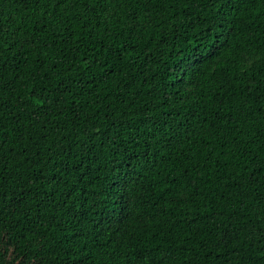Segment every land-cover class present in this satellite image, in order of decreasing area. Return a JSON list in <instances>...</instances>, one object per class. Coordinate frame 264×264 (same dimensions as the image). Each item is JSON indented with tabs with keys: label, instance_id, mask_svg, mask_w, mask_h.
Instances as JSON below:
<instances>
[{
	"label": "trees",
	"instance_id": "16d2710c",
	"mask_svg": "<svg viewBox=\"0 0 264 264\" xmlns=\"http://www.w3.org/2000/svg\"><path fill=\"white\" fill-rule=\"evenodd\" d=\"M41 11H34L33 5L25 7L14 0H0V13L4 19L11 17L21 26V39L29 38L35 32L41 40L47 37L56 42V51L45 59L44 67L39 69V78L44 79L45 74L51 77L54 90L62 77H69L70 73L65 69L71 63V75L81 81L73 89L75 95L71 99L66 97L53 110L55 112L61 107L69 109L63 115H52L53 123L59 122L65 133L73 128V124L68 122L74 120L71 110L73 101L77 103L78 123L82 124L88 117H91L89 127L92 123L106 126V121L118 117L126 122L115 146L106 144L103 149H94L88 154L74 149V170L65 179L70 176L71 183L87 173L84 184H88L90 179H95L93 186L106 183L113 175L111 162L115 157L121 170L136 174L133 177L134 185L130 186L136 188L132 193L135 211L125 226L130 242L150 251L151 254L146 257L149 264L159 260L165 250L171 254L172 264H200L203 253L212 247L216 237L212 235V221L201 218L206 210L197 206L207 204L205 196L217 184L224 182L217 180L219 172L218 165L214 163L215 153L205 163L209 142L215 146V134H218V130L223 131L224 121L217 128H211V125L218 116L227 114V119L233 122L247 115L249 127L264 126V0H241L235 10L225 9L227 15L224 20L227 23L220 21L224 26L212 28L211 32L207 31L214 23L210 18L211 10L206 12L193 7L189 22L184 26L173 28L170 23H164L159 28L149 26L139 35H133L127 43L132 45L134 51L130 48L122 59L112 54L110 49L125 43L128 33L116 38L118 29H114L112 19L107 24L103 21L107 13H101L100 21L93 22L96 27L81 28L80 25L87 18L83 16L86 9L71 6L60 14H54L61 21L59 24L54 23L40 30V24L36 21ZM77 13L81 18H77ZM161 19L166 17L161 15ZM64 23L71 24L76 36L80 37L78 43L81 45L78 52H69L66 60L61 59L58 51ZM26 47L33 48L31 44ZM43 51L47 53L49 50ZM86 53L87 63L81 59ZM36 55L37 52L32 50L31 55L26 57L30 62L27 66H21L20 80L4 90L5 99L11 97L15 101L17 93L29 98L28 89L37 83V78L29 73V69L36 68L31 63ZM129 56L135 58L134 61L128 59ZM53 59L55 69L50 68ZM190 64L192 67L188 77H183L180 69ZM193 74L197 86L189 89L191 94L181 92L178 96L173 95L177 90L174 87L178 84L177 77L187 80ZM14 76L15 73L9 72L4 79L12 80ZM17 111L21 115V124L27 126L28 113L22 105L18 106ZM164 121L168 122L167 125ZM179 125L184 126L187 135L170 152L160 141L166 140L164 132ZM35 127L39 128L40 125ZM47 127L52 128V124H47ZM5 134L10 139L5 150L14 149L9 152L11 169L24 158L16 155L19 142L11 143L15 133L6 131ZM56 135L57 132L53 131L49 140ZM47 147V143L41 145V160L35 168L44 165L47 158L44 149ZM250 148L255 151L258 144L253 143ZM227 155L225 149L224 156L220 158L222 162ZM193 164L204 166L194 169ZM25 168L28 174L34 171L24 165L18 172L24 173ZM194 176L199 177L195 183L192 182ZM205 180L211 181V184L204 183ZM197 185L201 194L193 196L191 203L178 204L171 199L174 195L178 197L184 188L191 192ZM45 187L51 188L50 185ZM220 192H226V189L212 193L209 199L219 200ZM254 210V207L249 209V215ZM53 232H56L55 228ZM56 235L61 233L56 232ZM125 242H129L127 237ZM23 243L21 240V246ZM157 248L159 252L155 251ZM111 259L115 261L116 257Z\"/></svg>",
	"mask_w": 264,
	"mask_h": 264
},
{
	"label": "snow or ice",
	"instance_id": "6c2138e0",
	"mask_svg": "<svg viewBox=\"0 0 264 264\" xmlns=\"http://www.w3.org/2000/svg\"><path fill=\"white\" fill-rule=\"evenodd\" d=\"M14 2L24 4L25 7L33 5L34 11L42 10L40 18L36 21L40 24V30L47 29L54 23L59 24L61 21L54 14H60L71 6L86 9L83 16L87 18L80 25L81 28L96 27L93 22H99L100 14L107 13L103 21L107 24L109 19H112L114 29H118L116 38L123 37L125 32L128 33L125 43L110 49L112 54L122 59L123 54L128 53L130 48L134 51L127 41L131 40L133 35L144 32L149 26L153 29L161 27L164 23H170L173 28L184 26L189 22L190 9L198 7L206 12L211 10L210 18L214 23L207 29L211 32L212 28H220L227 23L224 20L227 15L225 9L235 10L241 0ZM161 15L166 19H161ZM76 16L81 18L80 13ZM20 28L13 18L4 19L0 13V264H149L146 257L151 254L150 251L130 242L131 238L128 237L125 227L135 211L132 193L136 188L130 186L134 185L133 177L136 174L121 170L114 157L111 162L113 175L106 183L93 186L95 179H90L88 184H84V175L87 173L71 183L70 176L65 179L66 175L74 170V149L78 148L80 152L88 154L94 149H103L106 144L115 146L117 139L124 132L126 122L118 117L116 120L106 121V126L92 123L89 127L91 117H88L82 124L78 123L80 117L76 111L77 103L73 101L71 110L74 120L68 121L73 124V128L63 132V126L59 122L53 123L50 117L63 115L69 110L61 107L53 111L66 97L71 99L75 95L73 89L81 81L71 75V63L69 68L65 69L69 71V77H62L54 90L50 82L51 77L45 74V78L40 79L39 69L44 67L48 55H54L56 42L47 37L41 40L35 32L29 38L21 39ZM64 32H67V35H64ZM60 36L58 51L61 59L66 60L69 52L79 51L80 37L76 36L69 23H64ZM29 44L33 46L32 49L26 47ZM45 49L49 51L45 53ZM32 50L37 52L31 59L36 68L29 69V73L37 78V83L28 89L29 98L26 99L17 93L15 101H12L11 97L5 99L4 90L20 80L21 66L29 64L30 61L26 57L31 55ZM81 59L87 63V53ZM128 59L134 61L135 58L129 56ZM191 67L190 64L187 68L180 69L183 77H188ZM50 68H56L54 59ZM9 72L15 73V76L6 81L4 77ZM177 80L178 84L174 85L177 90L173 95L178 96L181 92L190 95L189 89L197 86L195 74L187 80L178 76ZM82 91L81 89V93ZM21 105L28 113L27 126L21 124V115L17 111ZM221 121H224L223 131L218 130V134H215L217 139L214 147L209 142L205 163L211 160L215 153L214 163L218 165L219 172L217 180L224 182L217 184L208 196H205L207 204L197 206L206 210L201 218L212 221V235L216 239L212 247L203 253L200 264H264V179H261L264 177V126L249 127L247 115L233 122L228 120L225 114L218 116L211 128H217ZM167 123L164 121L165 125ZM47 124H52V128H48ZM36 125L40 127L36 128ZM128 127H132L130 122ZM6 131L15 133V139L11 143L19 142L16 155L24 158L11 169L9 152L14 149L5 150V145L10 144ZM53 131H56L57 135L49 140ZM186 135L187 130L183 125H179L171 128L169 132H164L166 140L160 143L171 152L176 144L182 143ZM44 143L48 144L44 149L47 158L44 165L37 169L35 165L40 163L41 145ZM253 143L258 144L255 151L250 148ZM225 149L228 155L222 162L220 158L224 156ZM100 154L103 155V152ZM24 165L34 169L33 173L28 174L27 168L24 173L18 172ZM203 166L192 165L194 169ZM229 168L231 171H228ZM221 169L223 171H220ZM198 179V176H194L192 182L195 183ZM204 183L211 184V181L205 180ZM46 185L51 186L50 190ZM221 188L226 189V192H220L219 200L209 199L212 193L219 192ZM200 194L201 190L197 185L191 192L184 188L178 197L174 195L171 199L178 204L191 203L192 197ZM253 207L255 210L249 215V209ZM53 228L61 235L57 236ZM126 237L128 243L125 242ZM21 240L24 241L23 246L20 244ZM218 248L219 252L216 251ZM155 251L159 252V249ZM53 252L56 253L55 256ZM254 254L257 255L254 257ZM170 255L165 250L154 264H172ZM113 256L116 257L115 261L111 259ZM208 257L212 259L209 260Z\"/></svg>",
	"mask_w": 264,
	"mask_h": 264
}]
</instances>
